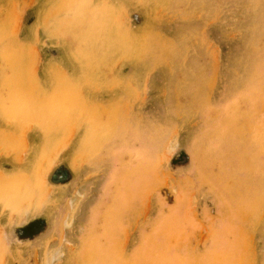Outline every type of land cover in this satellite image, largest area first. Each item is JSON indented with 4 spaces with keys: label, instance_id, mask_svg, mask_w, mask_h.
Here are the masks:
<instances>
[{
    "label": "rangeland",
    "instance_id": "obj_1",
    "mask_svg": "<svg viewBox=\"0 0 264 264\" xmlns=\"http://www.w3.org/2000/svg\"><path fill=\"white\" fill-rule=\"evenodd\" d=\"M0 264H264V0H0Z\"/></svg>",
    "mask_w": 264,
    "mask_h": 264
}]
</instances>
